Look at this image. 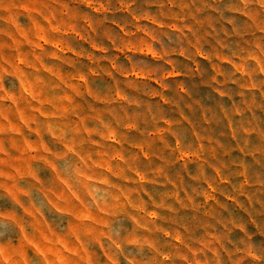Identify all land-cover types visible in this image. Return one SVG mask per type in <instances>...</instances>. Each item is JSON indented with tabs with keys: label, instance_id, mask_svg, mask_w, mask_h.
<instances>
[{
	"label": "clouds",
	"instance_id": "1",
	"mask_svg": "<svg viewBox=\"0 0 264 264\" xmlns=\"http://www.w3.org/2000/svg\"><path fill=\"white\" fill-rule=\"evenodd\" d=\"M67 2L25 0L31 26L13 25L41 40L83 33L93 49L85 58L109 62L110 80L93 79L81 63L71 65L76 75L50 72L59 83L25 75L16 64L22 41L0 28V137L15 130L4 122L21 112L36 138L25 137L20 159L0 138V201L12 204L0 208V264H92L93 246L110 264H191L181 250L199 241L182 210L217 193L226 201L211 217L223 228L219 238L213 233L226 253L223 264H264V196L252 195L238 178L264 177V141L247 126L245 93L238 102L237 88H225L242 84L253 107L264 94V0H191L200 13L196 24L169 16L164 0H86L113 14L101 20L80 10L90 21L80 24L63 8ZM141 46L152 59L128 54ZM83 48L73 41L60 50L83 55L77 52ZM209 65L215 95L198 86ZM6 66L17 73L7 86ZM92 187L101 188L102 199L90 194ZM221 259L216 255V264Z\"/></svg>",
	"mask_w": 264,
	"mask_h": 264
},
{
	"label": "rangeland",
	"instance_id": "2",
	"mask_svg": "<svg viewBox=\"0 0 264 264\" xmlns=\"http://www.w3.org/2000/svg\"><path fill=\"white\" fill-rule=\"evenodd\" d=\"M164 4L165 9L169 10L167 13L169 16L183 17L186 15L188 17V20L185 21L186 23L190 22L192 24H196L200 18V13L196 10L197 6L193 5L191 0H176L175 6L167 3V0H164ZM117 7L119 8V6ZM152 7L154 11L160 10L158 4L153 5ZM63 8L68 12L69 18L72 21H79L80 24H86V22L90 23L88 17L84 16L80 10L89 11L93 16L100 17L101 20L104 16L113 14L111 11H96L94 8H89L86 0H68V2L63 5ZM116 14L127 15L126 12L122 11H118ZM31 15L32 13L28 8V5L25 3V0H5L4 7L0 8V28L11 30L19 37V40L22 41L20 44V49L23 53V56L18 55L16 59V64L19 66V70L21 72H23L25 75L34 73L41 77L45 83H47L49 80L59 83V80L56 79V77L50 76V72L63 69L64 71L60 73L63 76L76 75V71L71 67V65L74 63H81L82 67L84 65L89 66L85 70L88 71L89 75L92 76L93 79L100 80L102 78L104 80H110V76L108 75V68L110 66L109 62L103 61L96 65L91 63L90 58H85V49H87L89 53L92 52L93 49L90 43L81 39L83 33L80 35L73 34L71 37H65L63 40H60L56 33H52L51 38L46 35L43 40H41L34 32L30 36L21 34L14 27L13 21H17L21 28H24L26 31L27 28L31 26ZM172 23H179V21H172ZM73 41H78L79 43L84 44L83 49L77 50L78 53L83 55H78L72 51L62 52L60 50L61 46L71 47V42ZM140 43L141 45L143 44L142 41ZM128 54L147 56L149 59H152L151 50L145 49L142 46L138 52ZM96 55L102 54L96 53ZM117 55H119L121 59L126 60V55L124 52L117 51ZM57 57H59V59H57ZM180 59H183V57ZM202 62L207 64V61ZM208 71L210 75L207 81H200L198 86L202 91H212L215 95L214 89L218 86L213 84V77L216 76L215 65H209ZM16 74V70H10L7 66L5 67L6 86L9 80L16 77ZM170 79L179 80L187 79V77H170ZM194 79L200 80V77L197 76ZM29 82L31 83V80ZM233 87L237 88L238 94L236 99L238 102L243 101V98L239 95V93H245V96L247 97V103H242V106L244 109L248 110L247 115L249 117V121L247 126L249 128L255 127L256 133L254 135H257L259 140L264 141V135H259L260 133H264V94L260 95L259 101H257L255 103V107H253L252 92H249L242 84L225 85V88L229 91ZM76 99H79V97H76ZM3 103L5 107H8L10 104H12V101H4ZM161 103H163L162 100ZM33 104H36V102L33 101ZM12 106L14 108L18 107V105ZM44 107L47 108L48 105H45ZM30 110L31 109H29V111ZM254 112H258L261 118H256L253 115ZM4 123L7 124L9 128L15 130L5 132L3 137L0 138L5 139V146L6 148L10 149V154L16 159H20L25 155V137H28L30 140H34L36 138L34 134L29 133L24 127V124L21 120V112H16L14 116L10 117L9 121ZM231 131V125H229L227 128L229 138L231 136ZM233 168H235V165H233ZM238 178L242 182L248 184V190L252 193V195L256 197L264 196V177H261L259 174H255L251 178H245L244 176H239ZM169 188H172V186L169 185ZM173 191L175 190L173 189ZM89 192L98 199H102L104 196V193L101 191L100 187H92L89 189ZM0 195H2V193H0ZM181 195L184 194L181 193ZM214 196L215 198L211 200H205L202 197L198 198L194 206L182 210L188 213V215L182 217V219H187L191 222V235L194 240L199 241L195 245L189 242L188 248H183L181 250L182 253L186 254L187 257L190 258L191 264H197V261H199V264H205V261H207V264H216V255H220L222 257L221 264H223V257L226 256V253L223 252V250L220 248V245L218 243H213V233L215 232L216 237L219 238L220 234L223 232V228L211 218L215 211L222 210V205L226 201L224 197L218 193L214 194ZM244 200L245 203H247L248 197H244ZM227 203L232 202L227 201ZM11 207L12 204L10 203V198L9 200L0 201V208L10 209ZM233 207L237 208L238 206L234 204ZM196 217H199V219H196ZM204 225L210 226L204 227ZM181 231L183 230L181 229ZM13 244L18 246L19 240L14 239ZM93 247L95 249V254L92 259V264H110L108 256L99 247ZM189 249H191V251ZM76 259V257H73V261ZM81 264H83V262H81ZM178 264H187V262L181 260L178 262Z\"/></svg>",
	"mask_w": 264,
	"mask_h": 264
}]
</instances>
